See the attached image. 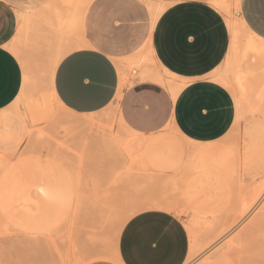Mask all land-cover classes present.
I'll return each mask as SVG.
<instances>
[{"label": "rangeland", "instance_id": "374dc122", "mask_svg": "<svg viewBox=\"0 0 264 264\" xmlns=\"http://www.w3.org/2000/svg\"><path fill=\"white\" fill-rule=\"evenodd\" d=\"M8 1L13 3L20 11L30 12V7L34 3L40 4L45 0ZM93 1L88 0L84 11L83 33L87 40H90L91 37L86 35L89 22L85 17ZM137 1L145 6L147 19L142 22L133 21L121 25H119V21H114V26L121 29L120 34L116 35L114 40L107 43V45L99 44L100 47L110 53L116 65L117 60L125 61L138 50H142L151 31V19L148 10L150 1ZM93 25L96 28L100 26L96 21ZM239 27L241 28V34L247 35L243 25L241 24ZM55 43L53 35L47 28L36 26L34 30L29 32L28 43L22 44L20 47L21 51L29 56L34 73L42 75L43 70H45L39 78L43 86L49 70L45 67L52 48L57 45ZM151 66L159 69L155 63ZM126 72L127 81L121 89L120 96L115 97L112 103L99 112L76 114L59 106L51 99L46 108V113L42 117H27L24 121L29 134L32 132L30 136L24 134L23 137L15 140V132L0 129V264H119L118 256L116 257L117 251L114 250L118 249L116 248L118 247L117 241H119L123 225L132 215L136 214L135 212L138 213L145 209H157L151 206H139L129 209L122 218H108L110 221L108 220L104 224L94 220L96 205H101L103 201L112 197V200L120 199L119 189L121 188V191H123L122 187L124 192L121 193L125 194L124 196H128L125 189L132 192L129 193L131 196L128 198H134L135 196L132 195H137V200L141 199V201L149 203L155 202L153 200L155 198L162 201L166 197L164 201L175 207L174 209L162 210H166L181 219L189 233L191 246L201 242V246L204 247H201V251H198L200 253L197 255V252L189 264H202V260L213 250L214 252L218 251L219 256L209 259L208 264H214V262L218 264V261L214 260L213 262V259L220 260L221 255L219 252H227L226 258L230 259V263L225 264H264V243H262L261 250V247L256 245L258 243L254 240L248 239V244L243 239L244 248H241L243 247L242 244L239 246L242 252L238 246H235L237 251L235 253L239 255L233 253V250H226V248L219 251L222 245L225 244L224 238L226 236L234 234L237 237L244 234L245 229L253 222L254 217L256 218L258 214L264 211L263 195L242 220L238 218L240 203L242 204L241 200L245 201L254 196L256 188L264 182V102L262 103L263 106L261 105L262 109L256 113L244 115L243 120L239 119L240 122L235 119L229 131L222 133L213 141L201 142L202 144L215 143L221 146H231L236 150L237 157L235 171L226 180L224 188L212 191L210 193L212 199L208 201L205 207L201 208L197 206L196 202L184 200L182 196L184 189L182 185L186 182L184 176L186 175L185 177L188 178V173H185L186 170L184 169V173L181 171L184 168L186 153L188 154V151L195 145L194 143L198 142L186 137L168 118L169 103L161 92L150 85H141L144 81L130 68L126 69ZM162 73L165 78L173 79L172 76L163 71ZM45 91L49 92L48 89H45ZM15 113L18 115L17 118L21 120L25 113L24 106H20L18 112ZM84 117L94 118L95 124H98L97 127L109 124L114 134H122L119 142L121 146L118 143L114 144L117 148L116 152L113 150V146L104 145L103 147L99 140L93 138L100 133L98 131L100 127L97 130L98 132L94 126V129L86 133H80L81 136L85 134L89 138L87 139L88 142L91 141L89 143L79 136V131L74 132L78 137L74 134L68 135V131L65 130L66 123L74 118ZM118 118H122L129 130L135 135L122 129ZM33 133H38L41 136H36L37 134L34 135ZM89 133L93 136L90 135L89 137ZM73 136L79 138L76 140L77 142L73 141L75 139ZM134 136L139 138L135 141L136 143L129 142V139ZM92 139L98 144H92V142L95 143ZM143 139L155 142L161 147L177 148L182 153L183 161L174 168L170 167L168 163L161 166L153 164L143 157L146 149ZM54 142L55 144H52ZM86 142L90 146L85 145ZM57 143L58 147L56 146ZM79 143H81V146ZM98 145L106 150H102L100 146L97 147ZM134 145L139 150H135ZM108 149L115 152H111L114 154L113 157L118 154L115 160L111 157L112 154L111 156L108 155L110 152ZM124 151L128 156L125 155ZM128 152H131V154ZM140 152L142 154L138 156ZM119 155L123 158H119ZM118 162L123 167L122 171L121 167H118ZM122 163L124 164L122 165ZM145 164L148 165L147 169H144L146 168ZM130 165H133L132 169H130ZM4 168L11 170L9 174L10 176L12 174L13 177L6 175ZM177 168L180 170H177ZM125 171L129 172L131 180L125 177L128 175ZM109 173L112 177L122 175L119 179L117 178L118 181L115 177L112 179V181L116 180L112 182V188L115 190L118 185L117 191H113L109 187L111 185L109 183L111 182ZM180 173H183L181 174L183 179L179 177L181 176ZM176 175L179 178L176 184L173 179L169 183L171 178ZM139 176L140 178H138ZM120 179L127 186L133 185L135 187L138 185V188L135 187L136 189H134L132 187V190H128L127 186H123L124 183L119 184ZM43 180H47L53 188L51 196L40 190ZM113 184L116 186L113 187ZM174 187L176 189H173ZM108 188H111V192H115L114 196H112L113 193L112 195L111 193L107 194L110 191ZM177 190L181 192V195H178ZM171 191H175V194ZM139 194H143V197H145L141 198L142 196ZM150 196L155 198L151 199ZM169 196L172 199H169ZM44 220L48 222L47 232L38 235L28 233L27 226L30 221L42 227ZM212 227H214L212 229L214 232L210 230ZM191 230L194 232L191 233ZM217 233L221 234L218 235ZM196 235L198 239L195 238ZM250 241H253L252 244H250ZM115 245L117 246L115 247ZM217 247L218 249H216Z\"/></svg>", "mask_w": 264, "mask_h": 264}, {"label": "crops", "instance_id": "0c3cea01", "mask_svg": "<svg viewBox=\"0 0 264 264\" xmlns=\"http://www.w3.org/2000/svg\"><path fill=\"white\" fill-rule=\"evenodd\" d=\"M149 1V6L154 3L165 8L152 23L148 7L151 31L147 41L142 50L125 61L117 60L116 65L99 44L107 45L120 34L114 21L121 25L147 19L141 2L94 0L85 17L89 22L86 35L91 37L87 40L83 22L88 2L77 17L72 5L75 0H45L34 3L30 12L0 0V129L15 132V140L28 134L25 113L21 120L15 113L23 106L17 101L27 80L39 79L45 70L42 75L34 73L29 56L20 47L28 43L31 30L43 26L57 44L45 68H49L54 53H63L51 73V81L55 96L65 109L82 115L106 108L119 92V64L125 69L136 67L140 55L150 48L159 67L156 69L160 73L167 71L173 82L183 84L174 96L164 83L140 78L144 81L141 85L156 88L168 100V118L175 127L198 143L213 141L229 131L236 118L235 100L232 91L214 76L231 55L234 30L241 24L252 42L264 46V0H226L229 13L216 3L219 0ZM95 21L99 28L93 25ZM12 45L22 57L10 49ZM257 56L246 57L243 65H253L257 77L264 78L261 57ZM140 67H136L138 72ZM190 246L189 233L181 219L170 212L151 209L126 221L119 236L118 253L122 264H186Z\"/></svg>", "mask_w": 264, "mask_h": 264}, {"label": "bare ground", "instance_id": "6f19581e", "mask_svg": "<svg viewBox=\"0 0 264 264\" xmlns=\"http://www.w3.org/2000/svg\"><path fill=\"white\" fill-rule=\"evenodd\" d=\"M72 1L74 2V0H72ZM87 2H88V0H75V2L72 3L73 7L76 10L77 17H80V14H81V12H82V10H83V8ZM216 3L223 9V12L225 11L226 13H229L230 7H229V3H227L226 0H219V1H216ZM167 7H168V4H167ZM164 8H165L164 6H160L157 4H156V6H154V3L152 4V6H149L151 18H152V23L155 21L158 14ZM10 49L13 50L15 53H17L20 57H22V54L20 53L19 49L16 46L12 45L10 47ZM232 53H234V55H232ZM62 54L63 53H54V56L49 61L50 66H49L48 75L46 77V80L44 79L45 80L44 86H43V83H40L39 79H34L33 81L32 80L30 81V79L27 80V86L25 87L21 97L17 101V102H21L23 104V106L25 108V117H29V118H34L36 116L42 117L44 115V113H46V108H47L48 103L50 102L51 99L56 104L63 107V105L59 102V100L55 96V93H54L53 88H52V81H51V78H52L51 73H53V70H54L59 58L62 56ZM230 54H229L230 55L229 58H227V60L225 61L224 68L222 69V71L220 73H217L214 76V79L219 81L220 83H222L223 85L228 87L227 89H230L232 91V95L234 97L235 105H236V118L235 119H237V122H240L239 119L240 118L242 119V117L244 115H246L248 113H254V112L256 113L257 111L262 109L261 105L263 106V104H262L264 102L263 101L264 100V83H262V81H264V78H262L263 75H262V77L261 76L257 77L256 71H255L256 69L253 67V65L247 66L248 65V62H247V65L245 63V66H244L243 62H245L244 60L248 56L251 57V55H253V56L258 55L261 57L260 54L264 55V46L263 45H256L254 42H252V39H251L249 34H247L245 36L243 34H241V28L239 27L237 30H234V37H233V43L231 45V53ZM253 60H254V58H253ZM153 63H155V59L153 58L151 49L149 48L144 53V55H140V57L138 58V61L136 62L135 66L137 68H139L140 65L142 66V67H140L139 72L137 71L136 67H131V70L135 74L137 73L140 78L154 79V80H158V81L164 83L169 88L170 92L175 96L178 93V91L182 88L183 84H180V83L178 84V83L173 82L170 78H165L162 75V73H160V71H158L154 66H151V64H153ZM251 63H255V62L253 61ZM256 65H257V67H259L258 64H256ZM260 66L262 67L260 69V71L263 69V73H264V56L261 57ZM164 72L168 75H171L165 70H164ZM119 74H120V88H119V92L117 93V98L120 95V90L122 89L125 81H127L126 80V78H127L126 69L121 64H119ZM45 89L46 90L48 89L49 92L47 93L45 91ZM237 122H236V124L238 125ZM119 123H120V126L122 127V129H124L127 132L135 135L123 123L121 118L119 119ZM97 125L98 124H95V122H94V118H91V117L74 118V119H72L66 123L65 130L68 131V135L74 134L75 131H77V132L79 131V134H80L81 132L86 133L87 131L94 129V126H95V128H97L96 129V131H97L98 128L100 127V126L97 127ZM235 129H237V128H235ZM98 131H100V133L99 134L95 133L96 135L93 138L99 140L103 144V147H104V145H106V146L111 145L110 147L113 146V150L116 152L117 148H115L114 144H117V143L119 145L121 144L119 142L121 141L120 136L122 134L121 133L114 134L113 129H112L111 125H109V124L106 126H101L100 130H98ZM31 133L29 134V132H28V136H30ZM36 134H34V135L41 136V135H38V133H36ZM228 134H229V132H228ZM74 135H76V133ZM90 135H92V134L89 133V137H90ZM76 136L78 137V135H76ZM79 136H81V134ZM81 137H83V140L89 139L85 134H84V136H81ZM74 138H73L74 139L73 141H76L77 139H79L76 137H74ZM70 139H71V135H70ZM138 139H139L138 137L134 136V137L129 139V142H135ZM143 141H144V145L146 146L143 157L146 160L152 162L153 164L161 166L164 163H168L170 167L174 168L177 165H179L180 162L183 161L182 153L177 148L161 147V146L157 145L155 142H151L147 139H143ZM87 142H88V140H87ZM87 142L85 145H87L91 141H89L88 143ZM94 142L95 143L92 142V144H94V145L98 144V143H96V141H94ZM216 142H217V140H216ZM52 144H55V142ZM60 144H62V143H60ZM75 144H77V143H75ZM79 144L81 146V143H79ZM194 144L195 145L189 151L186 149V151H188V154L186 153L187 156H186V159L184 160V164H183L184 168L180 165L183 168V170H181V171H183V173H184L185 172L184 169H185L186 170L185 173H188V178L185 177L186 175L185 176L183 175L184 181L186 180V182L184 183V185H182V187H184V189L182 191V196H183L184 200H187L189 202H194V203L196 202L197 206L202 208L208 204V201H210V199H212L211 198L212 195L210 194L212 191L222 190L224 188V186L226 184V180L230 176H232V174L235 171V168H236L235 160L237 157H236V150L231 146H221V145H217L215 143H204V144L194 143ZM85 145H83V146L86 147ZM88 145L90 146V144H88ZM135 145L133 147H136ZM56 146L57 147L59 146L58 143L56 144ZM60 146H62V145H60ZM99 146L100 145H98L97 147H99ZM140 146H141V144H140ZM103 147H101L102 150L104 149ZM123 147H124V145H123ZM123 147H121V148H123ZM61 148H63V147H61ZM104 150H106V149H104ZM108 150H110V152L109 153H108V151H106V152L108 153V155L110 154V156L112 153H115V152L111 151L112 149H108ZM135 150H139V149L136 147ZM131 152H133V151H131ZM131 152H128V153L131 154ZM124 153H125V151H124ZM133 154H134V152H133ZM141 154L142 153L140 152V155H138V156H141ZM113 155L114 154H112L111 157L113 158V160H115V157L118 154L115 155L114 157H113ZM125 155H127V154L125 153ZM119 158H123V157H120V155H119ZM126 158H128V157H126ZM134 161H135V158H134ZM119 162H118V164H119L118 167L120 168L121 166H120ZM123 164L124 163H122V165ZM141 164L143 165V162ZM115 166L117 167V165H115ZM147 166L148 165H146V168H144V169H147ZM118 167H117V169H118ZM122 168L123 167H121V171H122ZM124 168H125V166H124ZM132 168H133V165L130 167V169H132ZM178 168H180V167H178ZM178 168H177V170H180ZM4 169L6 170L7 168H4ZM10 172H11V170H6V173H7L6 175L10 176V174H9ZM118 172L120 173V170ZM125 172H127V171H125ZM110 173L108 175H110ZM128 173L129 172H127L126 175ZM183 173H180L179 175H181ZM174 174H176V173L174 172ZM177 175L174 176V178H171L170 181L169 180H167V181H169V183H170V182H172V179H173V182L175 181V184H176L177 180H179ZM110 176H111V182H109V183H111V185L109 184L110 185L109 187L112 188V182L116 181L115 179H117V178L119 179L122 175H120V177L114 176L115 177L114 181H112V179L114 177H112V175H110ZM128 176H129V174L125 177L130 179V176L129 177ZM10 177H13V175L11 174ZM135 177H137V176H135ZM179 177H181V179H183L182 175ZM127 178H126V180H127ZM138 178H140V176ZM118 179H117V181H118ZM121 179L119 180V181H121V182H119V184L124 183V181ZM108 180L110 181V179H108ZM132 181H133V179H132ZM128 182H130V181H128ZM134 182H136V181H134ZM41 184L42 185L40 187V190L43 191L45 194H49L51 196V194L53 192V188L51 187L49 182L47 180H43ZM127 184H129V183H127ZM114 185L115 184H113V187L116 186V185L115 186ZM124 185H125V187L127 186L125 183L123 184V186ZM129 186L130 185H128L126 187L128 190H132L133 189L132 187H134L132 185V186H130V188H128ZM169 186L171 187V185H169ZM117 187H118V185H117ZM117 187H116V189L118 190ZM135 187L138 188V185H136ZM135 187H134V189H136ZM111 188L110 189L108 188L110 191H108L107 194L111 193V195H112V193H113L112 196H114L115 192H111ZM108 189H106V190H108ZM116 189L114 190L112 188L113 191H117ZM173 189H176V187H174ZM119 190H120L119 195H121L122 199L120 197L121 200L120 199L112 200V198H113L112 197L111 199H107L106 201H103V204H101V205L97 204L98 206L96 205V207H95V210H96L95 214L96 215L94 217V220H96V221L98 220V222L100 224H104L106 221L109 220L108 218H110V217L122 218L129 209H133L134 207H139V206H141V207L151 206L153 208H157L160 210H162V209L168 210V209H174L175 208L169 202L164 201L166 199V197H164V200L158 201V198L156 199L155 197L150 196L151 199L155 198V199H153L155 202L145 203L146 201L145 202L141 201L140 198H138L140 200H137V198H136L137 195H132V196H135L134 198L133 197L128 198L131 196V195H129V193L131 191H127L125 189V193L128 196H124L125 194L121 193V192H124L123 187H122L123 191H121V188ZM169 190H170V188L168 189V191ZM179 190H182V189H179ZM171 192L173 194H175V191L174 192L171 191ZM177 192H178V190H177ZM133 193H134V191H133ZM179 194L181 195V192H178V195ZM139 195L142 196V197L140 196L141 198L145 197V196L143 197V194H139ZM263 195H264V182L259 187L256 188V190L254 191V196H252L251 198H249L248 200H245V201L241 200L242 204L240 203L241 206L239 208L238 218L240 220H242L249 213V211H251V209L256 204L258 199L260 197H262ZM123 196H124V199H123ZM250 196H251V194H250ZM169 197H170L169 199H172L171 196H169ZM116 199H117V197H116ZM160 199H163V198H160ZM171 202H172V200H171ZM172 203H174V202H172ZM141 211H143V210H141ZM197 211H199V210H197ZM135 213H137V212H135ZM119 221H121V220H119ZM91 222H93V221H91ZM91 222H89V223H91ZM42 225H43L42 227H39L36 224H34L33 221H30L28 223V226H27V230L29 231L28 233H30L31 235L44 234V232L46 230H48V228H47L48 222L46 220H44ZM212 229H214V227H212L210 230H212ZM245 231L246 232L244 234H241L237 237L234 236V234L230 235V236H226V238H224L225 244L222 245V247L219 249V251L226 248V250H229V251L233 250L232 252L235 253V252H237L235 250V246L239 247L242 244L243 239L246 240L248 244H249V240H254L256 243H258L256 245L260 246L261 250H262V247H263L262 243H264V211L261 212L260 214H258V216H256V218L254 217L253 222L250 223L249 227L246 228ZM192 232H194V231L191 230V233ZM217 234L219 235L221 233H217ZM196 237H197V235L195 236V238ZM197 239H198V237H197ZM251 242H253V241H250V244H252ZM116 246L117 245H115V247ZM241 246H243L241 248H244L243 244ZM190 247L191 248H190L189 259H188L186 264L191 263L193 257L196 255V253L200 249L204 248L201 246V242L200 243L197 242L196 244H194ZM238 247H236V248H238ZM116 248H118V247H116ZM241 248L239 247L240 251L242 250ZM216 249H218V247ZM114 251H117L116 257L118 256L119 264H122L121 260H120L119 253H118V249L114 250ZM223 251H225V250H223ZM199 253L200 252H198L197 255ZM219 254L221 255L220 260L213 259V262L215 260V261H218V264L230 263V259L226 258L227 252H222V253L219 252ZM235 254H238V253H235ZM217 255H218V251L214 252V250H213V252H211L209 255H207L202 260V264H208L209 259H211L212 257H215ZM214 264H216V262H214Z\"/></svg>", "mask_w": 264, "mask_h": 264}]
</instances>
